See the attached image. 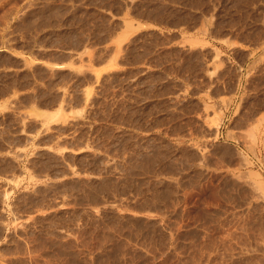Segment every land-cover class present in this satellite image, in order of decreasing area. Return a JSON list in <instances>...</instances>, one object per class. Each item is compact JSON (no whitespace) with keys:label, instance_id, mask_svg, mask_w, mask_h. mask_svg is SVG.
<instances>
[{"label":"rangeland","instance_id":"rangeland-1","mask_svg":"<svg viewBox=\"0 0 264 264\" xmlns=\"http://www.w3.org/2000/svg\"><path fill=\"white\" fill-rule=\"evenodd\" d=\"M0 264H264V0H0Z\"/></svg>","mask_w":264,"mask_h":264},{"label":"bare ground","instance_id":"bare-ground-1","mask_svg":"<svg viewBox=\"0 0 264 264\" xmlns=\"http://www.w3.org/2000/svg\"><path fill=\"white\" fill-rule=\"evenodd\" d=\"M3 1V0H2ZM6 4V3H5ZM17 6V5H16ZM8 17V16H7ZM3 22V21H2ZM9 22V21H8ZM125 27H127L126 25H125ZM129 27V26H128ZM131 29V28H130ZM32 112H34V111H32ZM36 112V111H35ZM34 114V113H33ZM34 115H36V114H34ZM48 119V118H47ZM45 169V168H44ZM80 170V169H79ZM84 174V173H83ZM54 176V175H53ZM135 182V181H134ZM96 186V185H95ZM105 186V185H104ZM125 187V186H124ZM120 189V188H119ZM79 192V191H78ZM101 198V197H100ZM90 200V199H89Z\"/></svg>","mask_w":264,"mask_h":264}]
</instances>
